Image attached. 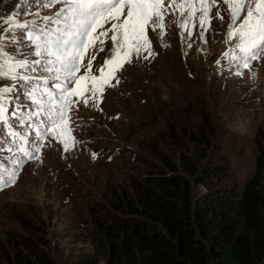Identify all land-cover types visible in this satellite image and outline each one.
I'll return each instance as SVG.
<instances>
[{
  "label": "rangeland",
  "instance_id": "rangeland-1",
  "mask_svg": "<svg viewBox=\"0 0 264 264\" xmlns=\"http://www.w3.org/2000/svg\"><path fill=\"white\" fill-rule=\"evenodd\" d=\"M193 2L197 14L186 25L187 30L181 27L179 10L166 15L164 29L147 31L155 55L125 64L117 73L119 84L113 81L115 86L105 88L102 102L87 107L80 103L70 112L69 127L75 141H69L70 150L63 148L67 136L61 140L49 137L39 159L27 162L23 158L26 162L16 183L0 190V264H17L15 255L27 253L38 243L57 264L98 255L104 232L94 221L91 206L114 210L112 190H130L133 180L141 175L143 159H157L155 147L177 162L181 150L196 156L199 144L187 134L184 145L179 144L170 126L183 139L182 129L198 131L206 116L215 127L208 156L225 169L220 186L237 184L242 189L255 166L258 127L263 130L264 144V56L253 61L251 69L235 66L223 55L236 42L228 40L226 6L221 0L223 21L212 8L211 24L204 32L198 23V0ZM59 7L41 8L39 0H0V17L18 16L20 21L30 22L37 19L35 13L51 16ZM5 27L0 21V33ZM98 47L104 50L95 52L93 72L97 75L113 44L107 40ZM6 50L18 59H38L30 54L27 42L7 45ZM18 71L47 77L50 88L55 83L41 68ZM0 85L14 88L7 104L8 122L32 139L31 129L11 115L19 112L23 116L34 107L25 95V85L4 78ZM40 87H45L42 80ZM6 135V127L0 125V144L5 147L9 143ZM7 155L0 152V156ZM205 190L203 184H192L194 198ZM98 258V264L106 263L102 256Z\"/></svg>",
  "mask_w": 264,
  "mask_h": 264
},
{
  "label": "snow or ice",
  "instance_id": "snow-or-ice-1",
  "mask_svg": "<svg viewBox=\"0 0 264 264\" xmlns=\"http://www.w3.org/2000/svg\"><path fill=\"white\" fill-rule=\"evenodd\" d=\"M221 0H198L200 28L206 32L211 24V10L216 9V18L223 21ZM229 13L228 40L236 41L234 47L223 55L241 69H251L253 61L264 56V0H222ZM59 9L51 16L40 17L30 22L20 21L18 16L0 17L6 27L0 33V78L25 85V95L34 107L21 116L12 112L21 125H27L35 134L29 147L28 137L8 122L7 107L12 86L0 85V125H4L8 145L0 144V190L12 186L23 164L40 158L42 148L52 139L63 141L65 151L70 150V112L80 103L84 106L102 102L106 87L119 84L117 73L132 60H148L154 56L148 29H164L166 15H183L181 27L186 29L189 21L196 18L197 7L193 0H39L41 8ZM109 25V27H105ZM111 33V35H109ZM192 32H188L191 38ZM203 35L201 39H203ZM110 40L113 49L104 64L93 72L95 52L103 51V44ZM27 42L38 59L16 58L6 50ZM192 45L189 44L190 48ZM19 50V49H17ZM87 58V63L85 59ZM220 64V61H217ZM41 68L55 83L47 87V77H34L18 70ZM83 74H81V70ZM231 70V69H230ZM237 75H242L237 72ZM42 80L45 87H40ZM77 97V99H72ZM93 158L95 154L93 153ZM8 161L5 163L4 161Z\"/></svg>",
  "mask_w": 264,
  "mask_h": 264
},
{
  "label": "trees",
  "instance_id": "trees-1",
  "mask_svg": "<svg viewBox=\"0 0 264 264\" xmlns=\"http://www.w3.org/2000/svg\"><path fill=\"white\" fill-rule=\"evenodd\" d=\"M173 128L179 144L185 134L199 144L196 156L181 150L177 162L155 147L157 159H143L131 189L112 190L114 210L91 206L104 232L99 256L72 264H98L100 256L105 264H264L262 128L255 135V166L242 189L220 186L225 169L208 156L215 127L206 116L198 131L183 128V139ZM193 183L206 189L196 198ZM15 257L17 264H57L39 243Z\"/></svg>",
  "mask_w": 264,
  "mask_h": 264
}]
</instances>
